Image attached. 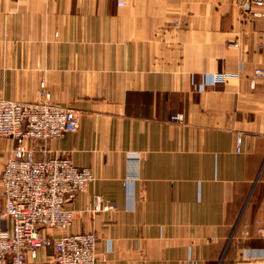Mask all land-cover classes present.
Masks as SVG:
<instances>
[{"label":"crops","instance_id":"crops-1","mask_svg":"<svg viewBox=\"0 0 264 264\" xmlns=\"http://www.w3.org/2000/svg\"><path fill=\"white\" fill-rule=\"evenodd\" d=\"M117 1L0 0V98L44 80L79 127L37 156L93 173L65 208L116 206L49 233H94L96 264H264V5Z\"/></svg>","mask_w":264,"mask_h":264},{"label":"built area","instance_id":"built-area-1","mask_svg":"<svg viewBox=\"0 0 264 264\" xmlns=\"http://www.w3.org/2000/svg\"><path fill=\"white\" fill-rule=\"evenodd\" d=\"M247 2L264 5V0ZM255 76L264 77V73L256 70ZM171 119L180 121L181 117ZM78 127L77 113L55 104L42 83L39 98L32 102L0 98V138L14 144L0 172L1 218L10 221V227L0 231V264H25L41 249L53 251L54 264H96L94 233L53 236L49 231L65 232L77 216L115 211L116 206L96 197L83 211L66 209L65 204L93 181L91 169L76 167L65 154L37 156L49 141ZM238 144L239 139L237 149Z\"/></svg>","mask_w":264,"mask_h":264},{"label":"rangeland","instance_id":"rangeland-1","mask_svg":"<svg viewBox=\"0 0 264 264\" xmlns=\"http://www.w3.org/2000/svg\"><path fill=\"white\" fill-rule=\"evenodd\" d=\"M124 3V2H123ZM123 6V5H122ZM44 84L45 85V91L47 92V94L51 97V94L48 92L47 88H46V84L44 82V80H40L38 82V88H37V92H36V97H35V100H37L39 98V94H40V84Z\"/></svg>","mask_w":264,"mask_h":264}]
</instances>
